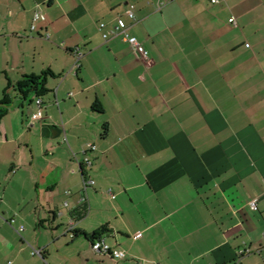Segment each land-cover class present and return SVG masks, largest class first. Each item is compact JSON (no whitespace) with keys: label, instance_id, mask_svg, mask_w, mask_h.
Masks as SVG:
<instances>
[{"label":"crops","instance_id":"crops-1","mask_svg":"<svg viewBox=\"0 0 264 264\" xmlns=\"http://www.w3.org/2000/svg\"><path fill=\"white\" fill-rule=\"evenodd\" d=\"M47 69L0 123V264H264V0H0V98Z\"/></svg>","mask_w":264,"mask_h":264},{"label":"built area","instance_id":"built-area-1","mask_svg":"<svg viewBox=\"0 0 264 264\" xmlns=\"http://www.w3.org/2000/svg\"><path fill=\"white\" fill-rule=\"evenodd\" d=\"M212 4H217L219 3V0H210ZM127 15L131 20H136L135 15L132 10L127 11ZM39 20H44V16H42L40 13H36L34 16V21H39ZM230 24L236 26V20L234 17H232L229 20ZM100 31L102 32V37L104 40H109L112 38H118L120 37L123 41L128 43L134 51L139 55L140 59L144 63H149L151 61L150 58V53L147 50V48L133 35L129 33V30L124 27L121 24H115L112 27H107L106 23L100 24L99 27ZM46 39H50V36L47 35ZM74 56H75V64L73 66V72L75 74L78 73L80 67H81V59L83 57V53L81 51H74ZM37 105L39 108V111L37 114H35L32 118V120L37 121V120H42L43 119V113H42V101L37 100ZM96 148L93 145L88 146V151H94ZM84 153V160L83 164L86 166H91L92 162L90 158L87 156V151L83 152ZM79 169L82 171V164H79ZM95 185V181L90 178V177H84L83 179V194L87 198V191L89 188L93 187ZM111 195V192H110ZM112 198L114 199L115 196L111 195ZM85 199V198H84ZM66 206H68L67 203H65ZM251 207L253 209L256 208V203L252 202ZM65 234L70 238V239H75L77 236V230H76V223L72 220L69 222V225L67 226ZM91 247L92 250L96 254H101V255H106L110 256L111 258L115 260H123L126 258V253L124 251L118 250V249H113L107 242L106 239L103 238L102 236L96 237L94 240L91 242ZM249 251H241V254H244ZM33 255H38L42 256V251L38 249H33L32 252Z\"/></svg>","mask_w":264,"mask_h":264},{"label":"trees","instance_id":"trees-1","mask_svg":"<svg viewBox=\"0 0 264 264\" xmlns=\"http://www.w3.org/2000/svg\"><path fill=\"white\" fill-rule=\"evenodd\" d=\"M56 78V75L50 69L36 75H26L20 80L14 82L7 78L6 88L0 98V123L9 113L10 108L14 105L15 100L21 101L24 107L27 103H33L36 99H41L50 93L48 82L50 79ZM94 110L102 111L99 103L94 104ZM108 125H104V131H107ZM98 233L92 236L94 240Z\"/></svg>","mask_w":264,"mask_h":264},{"label":"rangeland","instance_id":"rangeland-1","mask_svg":"<svg viewBox=\"0 0 264 264\" xmlns=\"http://www.w3.org/2000/svg\"><path fill=\"white\" fill-rule=\"evenodd\" d=\"M18 101L21 102L20 100H15V101H14V104L19 105V104L17 103ZM15 102H16V103H15ZM13 107H15V105H14ZM13 107H12V108H13ZM65 240H67V239H64V241H65ZM78 240H81V239H78ZM78 240H77L75 243H77Z\"/></svg>","mask_w":264,"mask_h":264}]
</instances>
